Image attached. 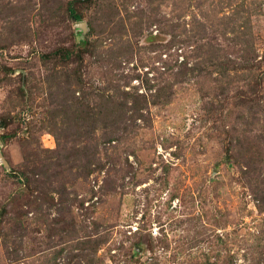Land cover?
Returning a JSON list of instances; mask_svg holds the SVG:
<instances>
[{
	"label": "rangeland",
	"instance_id": "1",
	"mask_svg": "<svg viewBox=\"0 0 264 264\" xmlns=\"http://www.w3.org/2000/svg\"><path fill=\"white\" fill-rule=\"evenodd\" d=\"M0 152V264H264V0H0Z\"/></svg>",
	"mask_w": 264,
	"mask_h": 264
},
{
	"label": "trees",
	"instance_id": "2",
	"mask_svg": "<svg viewBox=\"0 0 264 264\" xmlns=\"http://www.w3.org/2000/svg\"><path fill=\"white\" fill-rule=\"evenodd\" d=\"M69 11H70V15L74 19V21H77L78 22V21L81 20V16L76 13L75 9H73L72 7H70ZM80 33L83 34V30H80ZM64 55L65 56H68V57L70 56V54L67 53V52H65ZM8 216H9L8 210L6 208H3L0 211V230H3V224H5L4 223L5 222L4 220H6L7 223L8 222L12 223L11 224L12 225V228L18 227V224L19 223L16 222L15 220H13V219H8V220L5 219V218H8ZM63 251H64V249H61V250H59L57 252V254H55L54 258L52 259V263L51 264H58L57 263V259L63 255ZM95 253H97V251H95ZM77 257L80 258L81 256L77 255ZM86 264H95V263L94 262H91V263H86Z\"/></svg>",
	"mask_w": 264,
	"mask_h": 264
},
{
	"label": "water",
	"instance_id": "3",
	"mask_svg": "<svg viewBox=\"0 0 264 264\" xmlns=\"http://www.w3.org/2000/svg\"><path fill=\"white\" fill-rule=\"evenodd\" d=\"M83 26H84V24H80V27L83 28ZM81 30H82V29H81ZM0 163H1L2 165H7V163H6L5 159L3 158L1 152H0Z\"/></svg>",
	"mask_w": 264,
	"mask_h": 264
}]
</instances>
